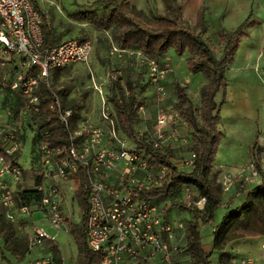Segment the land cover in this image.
Segmentation results:
<instances>
[{
	"label": "built area",
	"instance_id": "1",
	"mask_svg": "<svg viewBox=\"0 0 264 264\" xmlns=\"http://www.w3.org/2000/svg\"><path fill=\"white\" fill-rule=\"evenodd\" d=\"M95 45L91 41L74 39L52 46L44 45L43 16L37 0H0V93L8 87L20 101L18 117L14 123H0V206L4 216L12 223L25 216L32 223L34 211H40L52 229L68 228L69 219L63 209L66 193L63 185L74 191L71 176L79 181L87 204L83 233L87 247L102 253L101 264H186V226L182 219L169 220L167 208L170 201L148 199L141 195L150 185H161L169 172L165 164H159L146 154L138 143L128 144L117 114L107 99L102 83L91 77L90 87L101 103L97 121L91 116L71 124V109H64L60 97L52 91L49 109L58 114L69 128L67 144L63 148H50L45 141L37 140L39 166L42 180L36 185L41 197L31 205L22 204L18 191L23 188L27 173L16 160L22 152L23 140L17 127L24 123L19 116L40 110V85L47 84L50 73L63 66L85 64ZM126 49L112 47L111 53ZM139 60L144 57L141 49L132 51ZM150 69L161 77L153 59H148ZM12 72L10 78L5 73ZM156 80V79H154ZM156 101L160 103L167 94L157 86ZM140 115V111H137ZM178 117L172 105L158 107L152 133L146 140L152 150H157L173 135L166 132ZM20 120V121H19ZM260 137L258 143L263 145ZM183 166H192V158ZM81 174L83 181L81 182ZM260 175V165L251 161L236 171H224L217 180L222 191L233 181L255 182ZM197 197L193 204L202 210L205 197L194 193L189 186L182 191V200ZM162 203V205H160ZM53 239L42 226L30 225L26 233L29 247L41 245ZM259 260L264 264V241ZM256 257L244 255L233 259L236 264H258ZM36 261L34 264H47Z\"/></svg>",
	"mask_w": 264,
	"mask_h": 264
},
{
	"label": "trees",
	"instance_id": "2",
	"mask_svg": "<svg viewBox=\"0 0 264 264\" xmlns=\"http://www.w3.org/2000/svg\"><path fill=\"white\" fill-rule=\"evenodd\" d=\"M170 14V28L165 31L152 30L139 24L126 14L118 0H96L94 4H102L106 10L97 13L94 10L82 11L81 19L94 25L96 29L119 28L122 46L135 45L147 54L155 53L163 55L169 49H173L177 55L187 54L186 66L190 73H204L208 82L202 88L201 106L196 109L185 88L179 83H174L176 95L179 99L180 116L192 130V166L185 168L172 163L164 149L161 147L152 150L146 141L137 140V143L150 154L153 161L165 164L169 172L164 175L159 186L150 185L141 195L160 201L162 199L171 202V198L189 186L192 191H197L204 196L206 201L202 210L195 209L192 217L185 220L186 233V264H210L209 258L216 251V264H236L235 257L226 246L234 239L264 234V181L250 188L245 195L244 201L223 215L221 221L214 226L211 248L207 252L202 247L200 226L211 224L214 210L220 202L222 189L220 183L213 175L212 167L215 154L223 132L219 128L221 121L220 106L225 103V89L227 79L225 71L232 64L236 49L242 37L248 35V26L252 23L246 18L235 29H222L219 33L220 54L216 56L206 41L207 21L206 8L201 7L198 13V29H192L183 25L180 21L179 8L176 0H163ZM40 11V9H39ZM41 12V11H40ZM42 14V12H41ZM43 18L44 15L42 14ZM45 19V18H44ZM44 45L52 46L55 43V32L44 20ZM221 92L220 103L216 101L217 93ZM112 93V101L116 108V114L122 130L135 138L134 101L128 102L123 96ZM40 110L36 114V130L38 140L41 138L50 148H63L67 144L69 128L58 114L49 109L52 101V89L47 84L40 85ZM72 122V121H71ZM189 158V159H190ZM81 174V182L83 181ZM41 191L36 188L23 187L18 191V197L22 204L31 205L41 197ZM78 198L83 207V213L77 231L73 232L77 246L79 262L77 264H101L102 253L90 250L85 242L83 225L87 210L84 192L80 189ZM169 206V207H170ZM0 216H3L0 214ZM0 237L4 240V249L10 252L17 261L23 260L28 251V244L14 234V227L10 221H0ZM2 251V249L0 248ZM2 256L5 257L2 252ZM59 260L62 258L61 251L57 248Z\"/></svg>",
	"mask_w": 264,
	"mask_h": 264
},
{
	"label": "rangeland",
	"instance_id": "3",
	"mask_svg": "<svg viewBox=\"0 0 264 264\" xmlns=\"http://www.w3.org/2000/svg\"><path fill=\"white\" fill-rule=\"evenodd\" d=\"M95 1L96 0L37 1V6L45 18H43V22L46 20L55 32L56 44L65 40L74 39L78 42L91 41L95 45L94 52L89 61L91 71H89L85 64H71L52 71L48 78L49 86L52 91L60 97L63 108L71 109V124L74 125L76 122L85 120L89 116H91L94 121H97L101 100L94 95L90 87L92 76L105 87L107 99L115 111L116 108L112 101L111 91H114L117 95L123 96L128 102L134 101L133 127L135 138L133 139L125 133L129 140L127 141L129 145L137 143V140L146 141L150 138L158 107L163 105L162 101L164 98V102L168 103L166 105H172V108L177 111L178 114L180 113L179 99L174 88L176 80L187 90L194 107L199 109L201 106L200 93L208 82V78L206 74L200 73L201 87L199 89V94L191 84L189 85L184 82V80H181L180 77L184 69L183 65L184 62H186L187 54L179 57L173 49H169L168 52L163 55H157L155 53L147 54L143 51L144 57H142V60H139L135 53H132V51L139 49L137 48L138 46H122L119 28L114 27L99 30L96 29L92 23L81 19V17H83L82 11L85 10L91 9L97 13L106 12L104 6L102 4H94ZM118 1L126 14L139 24L149 27L152 30L159 31H165L170 28L168 20L170 14L163 0ZM174 3L179 5L177 0L173 2V4ZM179 14V19L183 25H188L192 29H198L197 22L196 24L189 23L181 16L180 8ZM205 35L206 41L214 54L219 56L221 49L218 36L219 32H206ZM113 46L120 49L126 48V50L120 53H111ZM148 59H153L157 63L158 68L164 70V75L162 77L150 69V66L147 64ZM230 68L231 65L225 71L226 79L227 72ZM255 69L259 71L260 74L264 73V67H255ZM158 85L162 86L167 93L160 103L156 101V87ZM191 91H193L194 94H192ZM221 99L222 94L219 92L216 95L217 103H220ZM222 106L223 105L220 106V110ZM19 108L20 101L16 97L15 109L18 113L20 111ZM137 111H140V115L137 114ZM179 117H181L180 114ZM19 119L23 121L26 127L33 128L35 131L32 143L33 146L36 147L38 140L36 121L38 117L36 114L28 113L19 116ZM224 128L228 132L231 131V129H227L226 126H224ZM242 128L245 130V127ZM172 133H175L174 136L167 140V142L162 145V148L172 163L183 166L182 164L192 157V130L184 120L182 121L178 117H175L172 121V125L169 126V130L166 132L167 137L173 135ZM229 137L231 138V132H229ZM30 157H32V155ZM29 160L31 162L30 168H28L30 171L26 172L27 175H25L23 179V187L35 188L41 179L38 175V166L35 167L33 165L31 158ZM70 178L74 185V191L69 189V184L63 185V190L67 196L66 200L62 203L64 212L69 219L68 228L60 230L59 235L56 236L57 241L61 245L63 264H77L79 262L73 232L77 231L83 213V207L78 198V193L80 192L79 181L75 179L74 176ZM196 192L197 191H194V193ZM196 198L195 194H192L189 196V202H184L179 191L174 198H171L172 203L175 204L170 208V212H180L182 219L185 221V219L190 218L188 211L193 212L195 209L199 210L193 204ZM160 205H162V203ZM215 209L211 224L204 225L201 228L202 247L207 252L211 248V236L213 235L212 227L220 222L224 214L221 213L219 215V208L216 207ZM2 215L3 216H0V221H9L3 213ZM24 217L25 216L18 217L16 223L17 228L16 230L14 229V234L17 235L19 239H22V237L24 238L28 225ZM50 233L52 235L55 232L51 231ZM50 243L48 248L39 251L35 250L36 253L31 252L30 255H33L34 259H28L26 264H34L37 260L40 262L44 260L49 261L47 264H62L61 259L59 260L57 256V248H59V246L55 240H52ZM216 259V251H213L208 261L210 264H216Z\"/></svg>",
	"mask_w": 264,
	"mask_h": 264
},
{
	"label": "crops",
	"instance_id": "4",
	"mask_svg": "<svg viewBox=\"0 0 264 264\" xmlns=\"http://www.w3.org/2000/svg\"><path fill=\"white\" fill-rule=\"evenodd\" d=\"M177 1L180 5L181 16L186 21L193 24H196L197 22L198 13L201 7H205V18L208 25L206 32L209 33L212 31H218L220 33L222 29H235L246 18H248L249 15V20L252 21V23L247 28L248 35L241 38L235 52L234 60L231 64V68L227 72V86L232 83L240 90H244L246 94L245 97H247V102L249 103L245 110H236L238 100L235 98V96L229 97L228 87L226 86L224 93L226 101L220 110L221 121L219 124L220 130L223 132V137L219 142L211 173L215 175V179L217 181L221 172H234L239 167L246 165L248 162L254 161L260 165V175L255 182L241 183L240 181H233L227 190L222 191L220 202L217 208H219V215L221 213L225 214L228 209L234 208L244 201L246 192L250 188L261 184L262 181H264V118L261 116V109L264 108V73H261V76L259 71H256L255 69V67H264V0ZM178 56H184V54ZM183 67L184 69L180 77L181 80H184V82L188 83L189 85L191 84V86L196 89L199 94V89L201 87V72L190 73L187 69L186 62H184ZM233 69L236 70L234 75L231 73ZM11 76L12 72L5 73V77L10 78ZM231 76H235L236 80L230 81ZM175 82L179 81L176 80ZM191 92L194 94L193 91ZM15 101L16 95L8 87H6L0 93V123L9 122L11 123V126L13 125L14 118L18 117V111L15 109ZM164 101L165 98L162 101L163 105L168 104ZM224 126H226L227 129H231V131H229L231 132V138L229 137V132L225 130ZM242 127H245V130ZM17 129L20 132V136L24 144L22 152L16 156V160L25 168V172H29L30 170L28 168H30L31 164L29 160L30 158L31 161H33V165L35 167L39 166L37 148L34 147L32 143V138L35 131L33 128L26 127L24 124L20 127H17ZM260 137L263 140V145L258 143V139ZM31 155L32 157H30ZM185 168L189 169L191 166H185ZM41 182L42 180H40L39 183ZM66 196L67 194L65 195V198ZM171 207L172 206L167 208L169 220H175L177 217H181L177 219H182L180 212H170ZM2 212L3 208L0 206V214H2ZM188 212L190 214L189 217L191 218L192 213L190 211ZM24 218L28 225L26 227L25 236L24 238L22 237L23 241L26 242V233L32 223L34 225L44 227L53 239H47L41 245H36L33 247L28 246L29 250L26 252L23 260L17 261L10 252L4 249V240L0 237V248L2 249V251L0 250V264H26L28 259H34V256L30 255L31 252L48 248L52 240H55L61 251V245L56 239V236L59 235V231L49 227L40 211L33 212L32 223L28 221L26 217ZM16 223L17 222L12 224L15 230L17 228ZM203 226L204 225L200 226V233ZM51 231H54L55 233L51 235ZM213 231L214 227H212V234ZM211 237L213 238V235ZM263 241L264 234L237 238L232 240L226 246L225 250L232 253L235 258L244 255H250L256 257L259 260L261 253V243ZM2 252L4 253L5 257L2 256ZM61 262L63 264L62 258ZM258 264L263 263L259 260Z\"/></svg>",
	"mask_w": 264,
	"mask_h": 264
},
{
	"label": "bare ground",
	"instance_id": "5",
	"mask_svg": "<svg viewBox=\"0 0 264 264\" xmlns=\"http://www.w3.org/2000/svg\"><path fill=\"white\" fill-rule=\"evenodd\" d=\"M231 73H233L232 75H234L236 73V70L233 69L231 71ZM230 81H235L236 80V77L235 76H231L230 77ZM228 92H229V97H234L237 98L238 100V104L236 106V110L238 111H242V110H245V108L247 107L248 103L247 102V97L246 94H245V91L244 90H240L236 85L230 83L228 86ZM240 97H244L243 99L240 98ZM261 116L262 118H264V108L261 109Z\"/></svg>",
	"mask_w": 264,
	"mask_h": 264
}]
</instances>
